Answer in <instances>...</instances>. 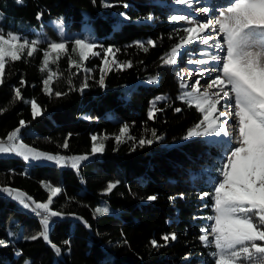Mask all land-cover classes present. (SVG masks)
Instances as JSON below:
<instances>
[{
    "label": "trees",
    "instance_id": "1",
    "mask_svg": "<svg viewBox=\"0 0 264 264\" xmlns=\"http://www.w3.org/2000/svg\"><path fill=\"white\" fill-rule=\"evenodd\" d=\"M38 13H43L39 20ZM187 13V6L175 0H0V27L5 32L30 39L41 31L59 40L56 22L62 18L69 49L67 56L49 65L59 74L50 83L53 95L43 91L48 71H40L46 43L39 45L33 57L25 54L19 61L6 63L5 82L0 85V139L24 120L23 141L72 156L91 153L92 135L107 136L104 152L81 162L79 171L29 163L16 155L0 156V187L19 189L42 202L50 194L48 185L62 189L50 206L62 213L51 218L49 231L50 240L61 249L59 255L42 238H21L41 230L40 217L6 194L0 195V241L5 242L0 246V264H207L209 250L197 236L210 223L204 218L213 210L204 206L212 204L211 197L201 200L200 193L211 192L209 179L216 176L224 149L207 137L181 139L202 114L176 99L185 91L179 88L178 63H162L190 27L170 17ZM83 37L119 49L116 60L131 61L132 67L111 66L105 86L100 87L103 51L97 48L101 56H90L81 68L70 69L69 56L78 60L71 41ZM148 40L156 46L148 45ZM137 41L144 42L148 51L138 47ZM85 76L89 87L81 93L78 89ZM153 78L158 82L149 83ZM15 88H20L25 100L35 99L43 114L33 118L30 104L14 99ZM55 92L67 94L58 97ZM158 96L167 99L157 102L162 111L149 119L150 102ZM176 108L181 111L177 113ZM125 123L137 140L151 138V129L163 139L144 147L133 140L117 144L115 136ZM65 141L67 148L62 147ZM113 181H119L118 186L106 193ZM152 195L157 199L148 201ZM104 205L109 212L96 214L95 209ZM170 233L177 239L165 244L162 237ZM152 240L161 246L153 247Z\"/></svg>",
    "mask_w": 264,
    "mask_h": 264
},
{
    "label": "snow or ice",
    "instance_id": "2",
    "mask_svg": "<svg viewBox=\"0 0 264 264\" xmlns=\"http://www.w3.org/2000/svg\"><path fill=\"white\" fill-rule=\"evenodd\" d=\"M16 2L23 3V0ZM175 2L191 7L190 0H175ZM104 6L112 7L108 3ZM196 11L204 14L203 20L197 21L194 17L190 18L186 15L170 17L172 21H187L192 26L183 30L186 35L170 49L166 58L162 57V63L167 66L176 65L181 49L186 45L199 42L208 46L211 42V54L208 49H203L200 53L201 56H208L207 59L188 61L189 64L203 66L195 73L190 70V75H196L197 79L190 83L178 74L179 88L185 91H181L176 98L185 102L188 107L194 106L202 114V118L188 129L181 139L187 141L193 138L215 137L218 139L213 142L219 143L224 149V157L216 176L209 179L211 192L200 193L201 200L211 197L212 204L204 206L211 207L213 215L204 218L210 223L201 229L197 239L202 247L209 250L207 264H264V0H228L225 5L205 6ZM210 11L211 16H209ZM42 15L43 13H38L36 18L39 20ZM120 15L130 19L123 13ZM2 19L3 17L0 16V20ZM56 26L61 36L60 41H51L43 34H38L36 39L29 40L20 33L5 32L4 28L0 27V85L5 82V67L9 60L19 61L25 54L31 58L38 51L39 45L46 43V48L42 50L40 71H48L47 78L42 81L43 91L47 95H53L50 83L54 77L58 78L59 74L52 71L49 65L57 63L62 55L67 56L69 53L68 42L64 38L62 18L56 22ZM71 43L72 53L78 55V60H73L69 56L70 69L81 68L90 56H101V52L96 49H102L103 67L100 69L101 74L97 81L100 87L105 86V73L111 70V66L117 70L132 67L131 61L116 60L115 52L119 49L114 51L111 46L105 48L94 39L75 38ZM136 44L145 52L148 51L144 42L137 41ZM147 44L156 46L155 41L152 40H148ZM84 71L90 70L84 69ZM212 73L215 75H211ZM205 74H208L207 79ZM88 79V76L84 77L78 89L81 93L89 87ZM201 80L205 81L203 85ZM157 82L158 78L149 81V83ZM68 83L71 84V80ZM20 84L25 85V81L21 80ZM54 94L59 97L67 93ZM14 99L30 104L33 118L43 114L41 106L35 99L25 100L20 88L14 89ZM166 99L158 96L150 102L149 119H155L156 113L162 111L157 108V102ZM221 108L224 110L222 111ZM175 111L179 113L181 109L176 108ZM229 120H232L231 133ZM25 127L26 122L21 120L19 127L8 133L6 138L0 139V155L15 154L25 161H52L57 166H70L77 171L81 162L89 159L87 154L65 157L32 148L20 138L21 129ZM150 131L151 138L141 137L137 140L129 135V125L125 123L120 127L115 141L120 144L125 140H133L139 147H144L163 139L162 136L157 135L155 129ZM103 139H107V136L101 138L92 135L93 155L104 152ZM62 147H68L67 141ZM132 150L134 151L135 148ZM118 184L119 181L109 182L105 192L111 193ZM47 187L50 194L45 202H37L21 190L11 187H0V195L6 194L8 198L17 201L25 209H31L33 214L40 217L41 230L34 235L21 238L32 241L42 238L59 255L61 249L49 238V223L52 217L62 215L50 207L53 198L60 195L62 189L50 185ZM180 195L183 198V193ZM156 199V195L147 197L148 201ZM108 212L109 208L106 205L95 209V213L100 215ZM84 223L86 227H91L86 221ZM9 235L16 234L9 232ZM162 239L167 244L170 240L175 241L177 236L175 233H170L164 235ZM151 244L153 247L161 246L156 240H152ZM0 246H5V242L0 241ZM20 254L22 253H17ZM25 264L31 262L26 261Z\"/></svg>",
    "mask_w": 264,
    "mask_h": 264
},
{
    "label": "rangeland",
    "instance_id": "3",
    "mask_svg": "<svg viewBox=\"0 0 264 264\" xmlns=\"http://www.w3.org/2000/svg\"><path fill=\"white\" fill-rule=\"evenodd\" d=\"M190 2H191V7L187 6L188 13H187L186 16H189L190 18L194 17L197 21H201V20L204 19V14L202 12H197L196 9L202 8V7H205V6H211V5H215V6L219 7V6H222V5H225L226 3H228V0H190ZM211 15H212V12L210 11L209 12V16H211ZM183 22L185 24H187L188 26H192L187 21H183ZM63 32H64V38H65V40H67V32H66V29L64 28V25H63ZM38 34H43V36L47 37L51 41H60L61 40V39L56 40V39L50 37L49 35L41 32V31H40V33H37L36 35L34 34V36L32 38H30L29 40L36 39L38 37ZM204 35H207V33H204ZM203 49H208L209 54H211V42H210V44L208 46L203 45V44H201L199 42H194L192 44L186 45L184 49H181V55L178 58L179 59V61H178L179 74L182 75L184 79L189 80L190 83H191V81H194L195 79L198 78L194 74L190 75V70H191L192 73H195V71L198 68L203 67V66L195 65V64H189V63H186V61L187 60L188 61L189 60H194V59H201V58L207 59L208 56H201L200 55L201 50H203ZM211 75L214 76L215 73H212ZM205 78L206 79L208 78V74H205ZM204 83H205V81L201 80V84L203 85ZM188 90H190V89H188ZM203 90L204 89L202 88L201 91H203ZM221 103L223 104V101ZM221 110L223 111L224 109L221 108ZM231 125H232V120H229L230 131L233 132V129H232ZM207 138H210L212 141H216L218 139V138H215V137H207ZM23 142L25 144L29 145L30 147L35 148V149H37L39 151H42L44 153L53 154V155H60V156H65V157H71V155H67V154H64V153H54V152L45 151V150H42V149H40V148H38L36 146L28 144L25 141H23ZM85 154H87L89 156V159H91V158H93L95 156L92 153H83V154H77V155H72V156H79V155H85ZM13 155H15V154H2L0 156H13ZM27 162H29V163L55 164L52 161H44V160H41V161L28 160ZM64 167H66V166H64ZM37 202H42V201H37ZM52 225H53V220L51 219L50 223H49V231H50Z\"/></svg>",
    "mask_w": 264,
    "mask_h": 264
},
{
    "label": "bare ground",
    "instance_id": "4",
    "mask_svg": "<svg viewBox=\"0 0 264 264\" xmlns=\"http://www.w3.org/2000/svg\"><path fill=\"white\" fill-rule=\"evenodd\" d=\"M229 132L231 133L230 128H229Z\"/></svg>",
    "mask_w": 264,
    "mask_h": 264
}]
</instances>
